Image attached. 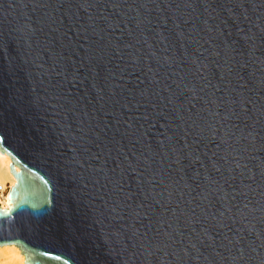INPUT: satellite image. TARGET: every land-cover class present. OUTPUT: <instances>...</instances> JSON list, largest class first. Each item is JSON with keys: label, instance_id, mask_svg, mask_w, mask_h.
I'll return each instance as SVG.
<instances>
[{"label": "water", "instance_id": "water-1", "mask_svg": "<svg viewBox=\"0 0 264 264\" xmlns=\"http://www.w3.org/2000/svg\"><path fill=\"white\" fill-rule=\"evenodd\" d=\"M0 152L26 264H264V0H0Z\"/></svg>", "mask_w": 264, "mask_h": 264}, {"label": "bare ground", "instance_id": "bare-ground-1", "mask_svg": "<svg viewBox=\"0 0 264 264\" xmlns=\"http://www.w3.org/2000/svg\"><path fill=\"white\" fill-rule=\"evenodd\" d=\"M12 163L13 161L7 153L3 155L0 152V184L8 187V194L10 189L17 183L16 178L10 170ZM17 170H19L18 167ZM1 207L3 210L9 209L8 195ZM21 253V250L14 245L0 247V264H26L25 256Z\"/></svg>", "mask_w": 264, "mask_h": 264}, {"label": "built area", "instance_id": "built-area-1", "mask_svg": "<svg viewBox=\"0 0 264 264\" xmlns=\"http://www.w3.org/2000/svg\"><path fill=\"white\" fill-rule=\"evenodd\" d=\"M8 187L0 184V205L2 206L3 202L7 199Z\"/></svg>", "mask_w": 264, "mask_h": 264}]
</instances>
